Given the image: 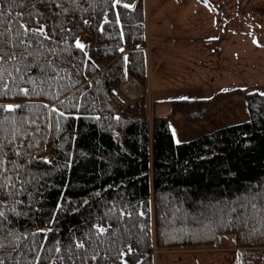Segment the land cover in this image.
<instances>
[{
	"label": "trees",
	"instance_id": "16d2710c",
	"mask_svg": "<svg viewBox=\"0 0 264 264\" xmlns=\"http://www.w3.org/2000/svg\"><path fill=\"white\" fill-rule=\"evenodd\" d=\"M145 10L0 0V264H156L154 248L223 236L264 247V91L173 99L150 130ZM236 97L245 120L174 139L172 114Z\"/></svg>",
	"mask_w": 264,
	"mask_h": 264
},
{
	"label": "rangeland",
	"instance_id": "374dc122",
	"mask_svg": "<svg viewBox=\"0 0 264 264\" xmlns=\"http://www.w3.org/2000/svg\"><path fill=\"white\" fill-rule=\"evenodd\" d=\"M261 1L145 0L150 130L152 114L167 112L173 99L207 96L218 89L237 85L246 90L264 91V37L255 39L259 42L256 48L248 45L245 38L251 27L264 30ZM130 82L135 86L132 93L126 86ZM119 87L130 100L141 92L138 83L128 77L122 79ZM247 117L245 102L236 97L219 103L197 121L172 114L168 123L174 139L182 141ZM231 238L223 236L213 247L154 248L155 262L264 264V247L231 250Z\"/></svg>",
	"mask_w": 264,
	"mask_h": 264
},
{
	"label": "crops",
	"instance_id": "0c3cea01",
	"mask_svg": "<svg viewBox=\"0 0 264 264\" xmlns=\"http://www.w3.org/2000/svg\"><path fill=\"white\" fill-rule=\"evenodd\" d=\"M122 2L125 3L126 5H132L133 2H134V0H122ZM261 2L264 4V0H262ZM235 32L236 31H233V34H236ZM263 37H264V30L254 29L253 27H251L250 29H248V31L246 32V35H245V38L247 39L248 45L249 44H253L255 46V48H256L257 45H259V42H257L255 39L256 38L263 39ZM257 49H262V47L261 48H257ZM262 50H264V48ZM262 59L264 60L263 57H262ZM223 242H224V239H223ZM229 249H231V250H238L239 248L236 247V246H234V243H232Z\"/></svg>",
	"mask_w": 264,
	"mask_h": 264
},
{
	"label": "bare ground",
	"instance_id": "6f19581e",
	"mask_svg": "<svg viewBox=\"0 0 264 264\" xmlns=\"http://www.w3.org/2000/svg\"><path fill=\"white\" fill-rule=\"evenodd\" d=\"M126 86H127V89H128L129 92L132 93L133 91H135V86H134V84L132 82L128 83Z\"/></svg>",
	"mask_w": 264,
	"mask_h": 264
},
{
	"label": "snow or ice",
	"instance_id": "6c2138e0",
	"mask_svg": "<svg viewBox=\"0 0 264 264\" xmlns=\"http://www.w3.org/2000/svg\"><path fill=\"white\" fill-rule=\"evenodd\" d=\"M77 46H78V47H81V45H79V44H78ZM184 99H186V98H184ZM9 107H11V106H9Z\"/></svg>",
	"mask_w": 264,
	"mask_h": 264
},
{
	"label": "water",
	"instance_id": "95a60500",
	"mask_svg": "<svg viewBox=\"0 0 264 264\" xmlns=\"http://www.w3.org/2000/svg\"><path fill=\"white\" fill-rule=\"evenodd\" d=\"M218 241H220V237H218Z\"/></svg>",
	"mask_w": 264,
	"mask_h": 264
}]
</instances>
